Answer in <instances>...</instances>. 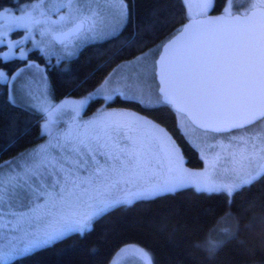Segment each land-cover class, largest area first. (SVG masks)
<instances>
[{"label": "snow or ice", "instance_id": "1", "mask_svg": "<svg viewBox=\"0 0 264 264\" xmlns=\"http://www.w3.org/2000/svg\"><path fill=\"white\" fill-rule=\"evenodd\" d=\"M16 4H0V152L11 153L0 161V264L75 247L117 210L186 189L225 198L222 214L205 210L216 218L200 245L209 259L232 240L254 255L242 231L264 246V0L219 15L214 0H157L144 17L131 0ZM62 86L78 97L59 98ZM167 110L202 169L185 166ZM257 185L242 223L235 196ZM121 252L153 264L144 248Z\"/></svg>", "mask_w": 264, "mask_h": 264}, {"label": "trees", "instance_id": "2", "mask_svg": "<svg viewBox=\"0 0 264 264\" xmlns=\"http://www.w3.org/2000/svg\"><path fill=\"white\" fill-rule=\"evenodd\" d=\"M226 1L214 0L211 14L219 15ZM22 2L25 0H20V3ZM170 2L179 9V0H170ZM131 3L134 16L139 17L148 15L157 6V0H131ZM0 4L6 7L17 6L16 0H0ZM170 30V28L162 29L158 38L162 39ZM19 34H14L13 38L18 37ZM57 95L61 99L67 96L78 97V93L65 86L58 89ZM130 107L150 119H156L161 114L159 111H144L139 106ZM94 110L95 106L89 109L88 114ZM157 122L161 123L160 120ZM162 126L181 148L185 163L191 168H201L203 163L195 149L180 133L174 112L171 110L165 112ZM35 139V136L30 137L25 143ZM10 155L11 153L0 152V161L7 160ZM258 190L259 185L235 196L233 208L241 217L242 223L248 221L247 210L253 195ZM224 202L223 196H202L191 189L154 200L137 202L132 207L117 210L98 223L96 231L75 247L74 237L25 258L22 264H109L115 253L126 246L144 248L150 253L153 264H264V246L255 233L242 231L239 237V240L249 241L250 246L256 248L254 255L247 252L238 240L226 243L213 259H209L207 251L200 246L209 235L210 227L216 223V218L206 215L205 210L216 208L218 214H222ZM256 214L259 218L261 214L259 207L256 209ZM219 227L223 225H218L217 228ZM258 231L259 225L256 229L257 233ZM211 235L220 238L219 231Z\"/></svg>", "mask_w": 264, "mask_h": 264}, {"label": "rangeland", "instance_id": "3", "mask_svg": "<svg viewBox=\"0 0 264 264\" xmlns=\"http://www.w3.org/2000/svg\"><path fill=\"white\" fill-rule=\"evenodd\" d=\"M234 3L237 7L241 6V5H244L247 3V0H227L226 1V4L225 6L223 7V9L221 10V13L222 11L224 10V8L229 4V3ZM24 2L20 3V4H23ZM16 7V6H15ZM220 13V14H221ZM21 34V33H20ZM19 34V35H20ZM18 35V36H19ZM18 38V37H16ZM15 39V38H14ZM31 45H29L30 47ZM90 115V114H89ZM176 124H177V127L180 131V133L183 135V137L185 138V140L189 143V145L195 149V151L197 152L200 160L202 161L203 165L201 168H191L189 167L186 163H185V166L190 168V169H194V170H199V169H202L204 167V162L201 158V155H200V152L195 148L193 147V145L189 142V139L188 137L185 136L184 134V131L182 130V127H181V124H180V121L178 120L177 116H176ZM262 125L258 124L257 127H261ZM125 247H123L122 249H124ZM113 262H115V264H145L144 260L142 259V257L132 253V252H121V249L115 253V255L113 256V258L111 259L110 263L109 264H113Z\"/></svg>", "mask_w": 264, "mask_h": 264}, {"label": "crops", "instance_id": "4", "mask_svg": "<svg viewBox=\"0 0 264 264\" xmlns=\"http://www.w3.org/2000/svg\"><path fill=\"white\" fill-rule=\"evenodd\" d=\"M68 97V96H67ZM65 98V97H64Z\"/></svg>", "mask_w": 264, "mask_h": 264}]
</instances>
